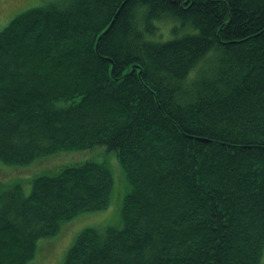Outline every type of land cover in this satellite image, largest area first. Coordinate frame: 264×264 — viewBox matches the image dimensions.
<instances>
[{
  "label": "trees",
  "instance_id": "trees-1",
  "mask_svg": "<svg viewBox=\"0 0 264 264\" xmlns=\"http://www.w3.org/2000/svg\"><path fill=\"white\" fill-rule=\"evenodd\" d=\"M104 147L122 227L62 264H261L264 0H49L0 30V162ZM95 161L0 191V264L108 207Z\"/></svg>",
  "mask_w": 264,
  "mask_h": 264
},
{
  "label": "rangeland",
  "instance_id": "rangeland-1",
  "mask_svg": "<svg viewBox=\"0 0 264 264\" xmlns=\"http://www.w3.org/2000/svg\"><path fill=\"white\" fill-rule=\"evenodd\" d=\"M48 3L49 0H0V30L17 14ZM85 161L102 163L110 170L113 186L108 207L100 211L81 213L63 223L55 236L37 242L34 256L27 264H62L67 251L83 230L95 229L103 233L108 227L121 228L123 197L128 190L125 172L116 155L107 152L104 147L59 152L23 166L6 165L0 162V191L18 184L23 194L28 195L32 181L36 177L54 175L63 166ZM261 264H264V247Z\"/></svg>",
  "mask_w": 264,
  "mask_h": 264
}]
</instances>
